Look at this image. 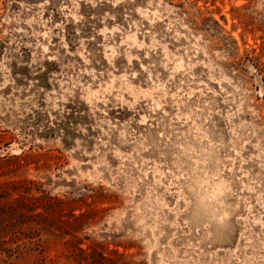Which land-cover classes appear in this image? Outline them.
I'll return each mask as SVG.
<instances>
[{
  "label": "rangeland",
  "instance_id": "374dc122",
  "mask_svg": "<svg viewBox=\"0 0 264 264\" xmlns=\"http://www.w3.org/2000/svg\"><path fill=\"white\" fill-rule=\"evenodd\" d=\"M256 66L264 0H0V264H264Z\"/></svg>",
  "mask_w": 264,
  "mask_h": 264
},
{
  "label": "trees",
  "instance_id": "16d2710c",
  "mask_svg": "<svg viewBox=\"0 0 264 264\" xmlns=\"http://www.w3.org/2000/svg\"><path fill=\"white\" fill-rule=\"evenodd\" d=\"M255 69H256V72H258V74L259 73H263L264 72V70L262 71V69H261V67L260 66H256L255 67ZM73 244V245H72ZM72 244H71V246H72V251L74 252V251H77L79 254H81L82 255V257H81V262H79L80 264H83V262L82 261H84V259H85V257H86V250H84V249H82L80 246H79V243H77V242H75L74 241V243L72 242ZM92 252H93V254H97L96 253V249L95 248H93L92 249ZM103 253L102 252H100V253H98V256H99V260H98V264H106V263H108L109 262V259H106V260H104V257H103V255H102Z\"/></svg>",
  "mask_w": 264,
  "mask_h": 264
},
{
  "label": "flooded vegetation",
  "instance_id": "af4514ba",
  "mask_svg": "<svg viewBox=\"0 0 264 264\" xmlns=\"http://www.w3.org/2000/svg\"><path fill=\"white\" fill-rule=\"evenodd\" d=\"M260 77H261V74H260Z\"/></svg>",
  "mask_w": 264,
  "mask_h": 264
}]
</instances>
